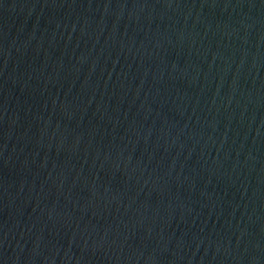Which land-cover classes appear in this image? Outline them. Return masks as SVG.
Returning a JSON list of instances; mask_svg holds the SVG:
<instances>
[{
    "label": "water",
    "instance_id": "water-1",
    "mask_svg": "<svg viewBox=\"0 0 264 264\" xmlns=\"http://www.w3.org/2000/svg\"><path fill=\"white\" fill-rule=\"evenodd\" d=\"M0 264H264V0H0Z\"/></svg>",
    "mask_w": 264,
    "mask_h": 264
}]
</instances>
